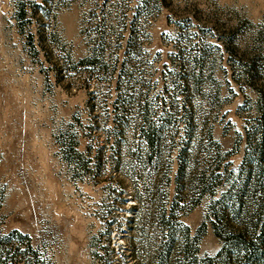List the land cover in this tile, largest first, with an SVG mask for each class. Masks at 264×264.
<instances>
[{"label":"rangeland","instance_id":"374dc122","mask_svg":"<svg viewBox=\"0 0 264 264\" xmlns=\"http://www.w3.org/2000/svg\"><path fill=\"white\" fill-rule=\"evenodd\" d=\"M0 264H264V0H0Z\"/></svg>","mask_w":264,"mask_h":264}]
</instances>
